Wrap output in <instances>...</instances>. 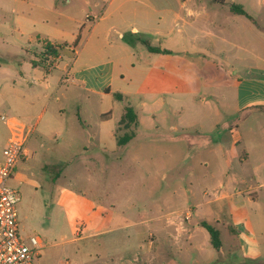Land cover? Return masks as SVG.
<instances>
[{
  "label": "crops",
  "instance_id": "1",
  "mask_svg": "<svg viewBox=\"0 0 264 264\" xmlns=\"http://www.w3.org/2000/svg\"><path fill=\"white\" fill-rule=\"evenodd\" d=\"M92 1L84 0L89 10L86 19L96 16L94 9H101V20H77L72 15L68 20H21L20 28L7 27L30 43L38 42L42 55L47 42L65 47V53H75L70 64L63 63V54L40 61L34 54L27 66L2 70L7 78L3 88L12 97L7 99L9 116L27 124L41 106L46 110L52 104L42 88L56 93L64 77L78 112L69 124L66 109L58 108L53 118L60 129L52 134L54 141L48 140V133L32 135L28 146L33 141L37 144L27 148L29 157L22 160L15 179L36 192L43 190L45 187L27 174L41 163V152L51 155L55 163L45 168L52 171L59 167V172L47 184L46 206L58 223L67 225L70 242L109 238L146 226L149 236L136 234L139 244L133 262L142 263L147 256L148 264H156L163 253L164 264H170L172 251L182 252L186 238L200 251L212 246L201 222L219 225L222 235L224 224H228L235 245L230 249L242 259L232 264H264V31L252 18L233 13L227 2L221 5L208 0L211 5L206 6V0ZM161 12L168 13V18L162 19ZM249 40L256 46L250 60L234 53ZM144 42L169 53H152ZM53 70L63 73L58 87L52 81L56 78ZM93 96L101 100L99 130L79 117L82 106L94 105ZM120 102L126 106L116 117ZM106 103L111 109L103 110ZM128 107L137 114L138 125L131 129L121 124ZM0 121L2 160L10 131ZM127 133H133V139L120 146L119 138ZM107 138L117 150L109 152ZM126 157L133 165L146 164L154 170L160 166L150 175L148 192L152 197L164 186L159 195L164 205L157 201L154 212L135 222L128 217L134 211L130 205L116 210L113 205L104 207L99 198L93 202L84 191L75 189L71 175L81 165L90 184L93 164L100 169H110L114 163L121 167ZM67 178L71 181L63 183ZM29 210L32 220L35 205ZM185 217L194 218L195 229L181 226ZM79 220L86 222L85 236L75 229ZM177 230L181 235L178 243L174 240ZM19 233L28 238L21 221ZM155 235L157 240H150ZM141 242L147 243L146 252ZM126 259H120V264H126ZM211 260L222 261L213 255Z\"/></svg>",
  "mask_w": 264,
  "mask_h": 264
},
{
  "label": "rangeland",
  "instance_id": "2",
  "mask_svg": "<svg viewBox=\"0 0 264 264\" xmlns=\"http://www.w3.org/2000/svg\"><path fill=\"white\" fill-rule=\"evenodd\" d=\"M69 1H71V3H69ZM205 3L206 6L211 5L208 0H206ZM227 3L230 6L243 5L246 9L245 11L250 15L252 20L256 21L257 25L264 31V0H227ZM161 7L163 8V6ZM100 10L94 9L96 16H93L92 18L89 16L86 19V14L89 10L84 0H0V120L3 116H6L7 118L12 117L7 114V99L10 100L12 97L8 95L7 91L3 88V85L7 83V78L2 70H7V67L21 69L24 66H27L31 59L35 58L36 55H38V61L41 59L45 60L47 57L40 54L41 49L38 47V42L30 43L27 40V37L22 39L20 34L11 33V31L7 30V27L12 29L20 28L21 20H68L67 17L72 15L75 16L77 20H101L102 16ZM163 10L168 9L164 7ZM58 13H63V15L66 13V15L62 17L58 16ZM160 15L162 19L165 20L169 14L166 13L165 15L161 12ZM201 16L202 15L194 17V19L201 18ZM158 18L159 17H157V19ZM242 20L249 19L242 18ZM62 22L61 25H63ZM250 40L254 42L255 38L252 37ZM250 40L242 42L245 46L235 49L234 53L250 60L252 58L251 54L256 52V46L254 47L252 45L253 42H250ZM63 55L65 56L63 63L70 64L75 53L74 51H71L66 52ZM52 75L56 77L55 79H52V81L56 82V87H58V77L61 76L60 79L62 80L63 73L61 70H53ZM52 75L50 76V80ZM62 83L64 84H59L58 92L56 93L46 91L45 88H42L41 91L43 92V95H48L49 99H52V104L46 110H44L45 106H41L36 113H33L35 118L29 120L27 123L32 125L38 121L36 132H38V134H50L51 136L48 137L49 141H54L52 134L60 129L53 118L54 115L58 114L59 107L66 109L65 116L69 120V124L72 123L73 115L75 113L78 114L76 111L77 106L74 104L73 97L67 91V77H64ZM92 98L95 102L94 105H92L91 108L82 106V111L79 117L82 121L87 120L88 123L92 122L95 129L99 130V127L97 126V115L99 114V111H101V100L94 96ZM124 106H126L125 102L119 103L118 107L115 109L116 117H120L123 114ZM109 109H111L110 104L106 103L103 110ZM18 112H23V110H19ZM41 113L43 114L39 117ZM0 124H2L1 121ZM35 144L37 143L33 141L30 146H27V148H32ZM107 147L109 152L117 150V146L114 145L111 138H107ZM41 155V163L31 168L28 174H26L39 181L41 185L45 187L43 190L39 189V191L36 192L34 187L28 188L26 185L20 184L19 180L15 179L16 173L12 175L7 182V185L16 190L21 198L20 203L18 204V211L19 220L26 231L24 236L28 235V238H25L26 243L30 245L29 239L32 236L36 237L40 244L44 246L40 252V255L42 253V258L39 259L40 255L34 256L33 264H120V259L126 258V260L130 261V263H127L125 260L126 264H148V261H146L147 256L145 257V262H133V259L135 258V248L139 244V239L136 234L145 233L149 236V228L146 226L126 231V233H117L116 236L109 237L110 239L103 237L89 241H69L72 237L67 233L69 231L67 225L62 221H59L58 223L52 212L49 213L50 208L46 206L48 203L47 197L49 195L47 184L51 177L59 172V167H56L52 171L50 168L46 169L45 167L47 165H50L51 167L55 162H53L54 160L50 154L41 152ZM66 155L68 156L70 154ZM77 155H80V153ZM146 155H148L147 152H145V156ZM21 165H23L22 161L19 163V166ZM95 166V164L92 165L90 184L87 183L89 174L81 165H78L71 171V175L76 182L75 189L84 191L86 197L93 202H95V198H99L104 207L113 205L116 210H120L121 205H130V209H133L134 211H130L131 214L129 213L130 216L128 215V217H133L131 219H133L134 222L145 218L147 214L154 212L152 208L157 201H159L158 203L161 205H164L165 202L159 199V195L162 194L164 186L156 198L154 196L152 197L148 192L149 181L151 179L150 175H153L156 170L158 171L160 166H155L156 170H154L153 166L149 167L146 164H143L142 166L133 165L131 159L128 157L125 158L121 167L117 163H114L113 167L110 169H100ZM69 180L71 181L70 178L62 179V182L66 184ZM138 197H140L139 200H136ZM177 203L180 204L181 202L178 201ZM32 204L35 205V215L32 220H30L29 208ZM190 205L193 206L194 202L191 201ZM138 215L140 216L138 217ZM167 220L168 218L166 219V222ZM39 221L42 222L43 227L39 224ZM195 223L194 218L190 221V218L188 219L185 217L182 220L181 226L184 224V226L187 228L191 227L193 230L195 229ZM167 224L170 223L167 222ZM177 226H180V224L178 225L177 223ZM224 226L225 229H223L224 232L222 235L224 248L220 252L215 250L212 246H209L208 248L207 246L203 247L201 251L204 252H201L193 247L195 244L194 241H188L186 238L184 240L182 239L183 241L181 240L184 248L182 252H177L176 248L172 251V262H170V264H232L234 261H241L240 253L230 249V247L235 246L233 245L234 238H230V235L232 234L230 233L231 226L228 224H224ZM86 228L87 226L84 220H79L77 224H75L76 231L81 232L84 236L87 233ZM216 228L219 230V225H217ZM179 231L180 230L175 231V233L177 232L174 239L176 243H178L179 237H181V235L179 236ZM154 239L155 241L157 240L156 235L150 237V240ZM141 245L144 252H146L147 243L141 242ZM212 255L216 256L218 259H222V261L214 263V261L211 260ZM158 256L160 259L157 260L156 264H164L163 259H165V254L161 253ZM195 259H203V262L196 263Z\"/></svg>",
  "mask_w": 264,
  "mask_h": 264
},
{
  "label": "built area",
  "instance_id": "3",
  "mask_svg": "<svg viewBox=\"0 0 264 264\" xmlns=\"http://www.w3.org/2000/svg\"><path fill=\"white\" fill-rule=\"evenodd\" d=\"M1 120L9 129L10 138L4 158L0 160V264H33V258L39 256L42 244L36 237H31L28 245L21 237L18 211L21 198L7 182L17 172L19 163L29 157L27 146L36 132L37 123L29 125L16 117L6 116Z\"/></svg>",
  "mask_w": 264,
  "mask_h": 264
},
{
  "label": "trees",
  "instance_id": "4",
  "mask_svg": "<svg viewBox=\"0 0 264 264\" xmlns=\"http://www.w3.org/2000/svg\"><path fill=\"white\" fill-rule=\"evenodd\" d=\"M212 1L221 5H224L227 2V0H212ZM231 11L237 15L246 16L251 19L250 15L244 10V8L241 5H232ZM144 44L147 46L148 50L152 53H158V54L169 53L168 51L162 50L161 48L152 47L148 42H144ZM76 46L77 44H75V47ZM64 53H65V47L63 46H55L48 42L44 45V55L47 57L57 59L60 55ZM117 98L120 100L123 99L121 95H117ZM121 124L124 125L126 129H131L133 126L138 125L137 114L133 108L128 107L126 109ZM133 137H134L133 133H127L123 137L119 138L118 143L120 146H125L133 139ZM201 226L205 228L210 234L212 246L217 251H220L223 246L222 232L218 230L214 224H210L208 222H202Z\"/></svg>",
  "mask_w": 264,
  "mask_h": 264
}]
</instances>
